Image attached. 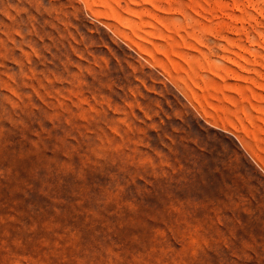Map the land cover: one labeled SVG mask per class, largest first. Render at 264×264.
Wrapping results in <instances>:
<instances>
[{
  "label": "rangeland",
  "instance_id": "1",
  "mask_svg": "<svg viewBox=\"0 0 264 264\" xmlns=\"http://www.w3.org/2000/svg\"><path fill=\"white\" fill-rule=\"evenodd\" d=\"M0 264H264V0H0Z\"/></svg>",
  "mask_w": 264,
  "mask_h": 264
}]
</instances>
